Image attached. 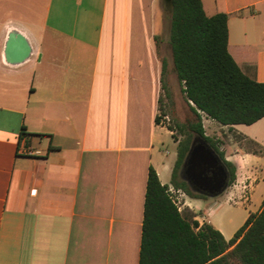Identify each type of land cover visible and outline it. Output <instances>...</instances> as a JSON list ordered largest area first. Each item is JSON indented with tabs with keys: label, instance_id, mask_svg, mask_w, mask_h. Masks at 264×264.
I'll use <instances>...</instances> for the list:
<instances>
[{
	"label": "crops",
	"instance_id": "obj_1",
	"mask_svg": "<svg viewBox=\"0 0 264 264\" xmlns=\"http://www.w3.org/2000/svg\"><path fill=\"white\" fill-rule=\"evenodd\" d=\"M201 4L207 16L227 15L229 54L264 81V0ZM165 8L163 0H0V264H138L148 167L173 187L177 141L155 122L162 58L166 81L175 74L159 34ZM7 41L27 44V57L9 62ZM201 121L235 179L205 195L220 199L204 209V197L182 190L176 205L229 239L264 201V117ZM167 135L173 152L160 147Z\"/></svg>",
	"mask_w": 264,
	"mask_h": 264
},
{
	"label": "trees",
	"instance_id": "obj_2",
	"mask_svg": "<svg viewBox=\"0 0 264 264\" xmlns=\"http://www.w3.org/2000/svg\"><path fill=\"white\" fill-rule=\"evenodd\" d=\"M169 13L172 70L194 115V119L176 124L180 139L167 127L177 141L170 184L191 197H205L193 192L179 175L192 140L200 139L215 151L229 175L228 184L235 179V166L224 158L221 141L205 135L201 115L222 125L250 124L264 117V81L245 75L229 54L225 13L207 16L201 0H171ZM165 66L162 58L160 88L168 97ZM155 122L159 123V114ZM138 264H264V201L225 239L210 223L198 224L184 217L168 185L149 166Z\"/></svg>",
	"mask_w": 264,
	"mask_h": 264
},
{
	"label": "water",
	"instance_id": "obj_3",
	"mask_svg": "<svg viewBox=\"0 0 264 264\" xmlns=\"http://www.w3.org/2000/svg\"><path fill=\"white\" fill-rule=\"evenodd\" d=\"M171 9V0H163ZM18 47V50L14 49ZM27 44H5V56L9 62L24 60L28 53ZM179 175L193 192L206 196L221 193L228 185L229 175L215 151L204 141L194 138L182 162Z\"/></svg>",
	"mask_w": 264,
	"mask_h": 264
},
{
	"label": "rangeland",
	"instance_id": "obj_4",
	"mask_svg": "<svg viewBox=\"0 0 264 264\" xmlns=\"http://www.w3.org/2000/svg\"><path fill=\"white\" fill-rule=\"evenodd\" d=\"M169 12H170L169 8L166 7L164 10V15L166 17V30H162L159 33L160 40L163 43H168V44H169V16H170ZM162 52H164V54L167 55L168 60L171 61L169 45H165V48L163 49ZM167 82L169 88V96L165 97L164 93L161 92V111L159 112V123L166 127H171L176 137L180 139L182 136L179 134L176 124L180 122L190 121L194 119V115L190 111L188 104L185 101L183 92L181 90V84L176 78V75L170 73L167 76ZM162 141L164 143L162 146L160 144L162 150L168 149L170 152L175 151V147L172 144V139L170 135H167L166 138L162 139ZM170 194L171 197L175 199L176 203L179 204L178 202L179 197L182 194L173 193V192H171ZM219 199L220 198L214 199L212 197L211 198L204 197L202 199L203 203L200 206V208L204 209L206 207V204L213 202V200H219Z\"/></svg>",
	"mask_w": 264,
	"mask_h": 264
},
{
	"label": "built area",
	"instance_id": "obj_5",
	"mask_svg": "<svg viewBox=\"0 0 264 264\" xmlns=\"http://www.w3.org/2000/svg\"><path fill=\"white\" fill-rule=\"evenodd\" d=\"M168 191H169V193L173 192V193H178V194L181 193V194H183L180 189H176V188H173V187H169ZM173 200L175 201V199H173ZM175 203H176V201H175Z\"/></svg>",
	"mask_w": 264,
	"mask_h": 264
}]
</instances>
